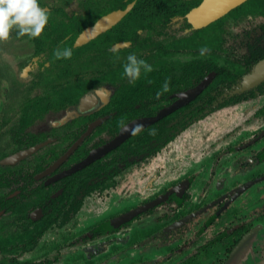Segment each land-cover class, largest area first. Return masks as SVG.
I'll use <instances>...</instances> for the list:
<instances>
[{
  "label": "flooded vegetation",
  "instance_id": "1",
  "mask_svg": "<svg viewBox=\"0 0 264 264\" xmlns=\"http://www.w3.org/2000/svg\"><path fill=\"white\" fill-rule=\"evenodd\" d=\"M133 1H135V5L125 15L127 19H123L126 24H121L119 27H114L102 33L101 35L108 34L109 38L103 40L96 49L85 48L93 40L83 45H76L77 38L84 29L75 40H71V35L59 38L58 35L62 32L65 22L55 16L54 18L49 17V23L39 37L32 38L27 34L20 36L17 35L16 31L11 33L10 39L15 40L12 43L14 44L15 53H11V55L14 57L23 56V52L28 48V45H33L34 56H37L38 59L30 62L29 57L23 56L19 61L20 64H15L18 68L14 69L11 65L10 69L0 70V264H49L45 261L40 263H18L16 260L18 258L17 255L33 252L32 249L36 248L40 242L39 239L51 228L54 219L59 215L58 213L64 211L66 207L64 202L66 200L68 202L74 192V200L79 202L83 195L87 196L93 193L98 186H104L108 183V186L112 187L117 175L122 171L121 163L123 162L126 166H130L131 156L135 159L142 158L144 160L154 156L160 157L159 153L163 149L162 143L164 144L167 137L153 138V133H150L151 138L149 137V141H151V147L149 150L144 146L143 150L129 152L127 157L120 158L121 161L109 160L107 158L108 155L117 151L121 147L120 145L85 168L68 176L56 177L87 157L94 148L114 138L122 126L129 121L156 115L160 109L178 101L180 93L195 87L211 73H215V76L200 96L153 125L159 124L162 120L172 116L165 123V126L170 128V134L168 135L177 132V136L179 131L183 130V128L186 129L198 118L199 114L198 112L196 114V109L199 112L204 111L201 113L204 116L213 112L214 108L219 110L227 106L237 105L264 94V81L252 88L254 90L252 95L248 93L249 97H244V94H241L244 91L230 93L228 96L224 94L226 91H219L221 88L211 89L212 82L219 78L218 70L211 67L230 69V67L225 66L226 64H220L211 59L212 56H222V54L219 56L215 51L220 50L228 41L226 37L228 29L226 28L227 24H224V20L230 14L242 10L245 11L246 16H264V4L255 8V5L251 6L255 0H246L211 23L195 27L187 14L205 0H171L169 2L170 9L168 10L154 8L160 17L153 20L150 19V15L145 13L132 14L137 4V0ZM100 3H96L88 12L91 16H95L97 12L102 13L95 20V23L103 15L127 7L116 9L115 5L118 0H105L104 3ZM215 5V0H206L202 6L194 9L190 16L193 18L199 14H208ZM43 7L45 8V6ZM146 9L150 10L149 8ZM45 10L53 15L54 13L64 14V10L61 7H50ZM88 13L83 15L73 13L69 15L68 12H65V14L70 16V20L73 16L82 19ZM176 16L183 17V27L180 25L182 34H178L179 36L175 32L170 33L168 30L170 26L177 22V20H174ZM139 21H143V24H139V29H144L145 31H152L153 29L152 32L154 33L157 32L159 35L170 37L171 45L173 46L168 52L160 53L162 58H159V67H153V70L148 73L142 72L140 78L135 82L132 80L127 82V76L123 74L124 64L127 59L120 61L121 68L117 71L114 68L110 69L114 65L108 64L109 61L107 60L110 59L109 54L116 50H136L138 45L152 44L154 42L150 37L152 34L145 37V39H141L138 28L131 32L129 26ZM121 29H124L123 33L120 32ZM126 29L130 35L126 32ZM115 31L117 36L114 38ZM237 35L233 41L242 45L240 50H243V52L238 59L230 61L226 57L224 62L227 60L229 64L238 63L251 66L264 58V21L254 27H246L238 32ZM120 42H125L127 45L115 48V45ZM211 46H215L213 48L214 51L209 52L210 50L206 49L204 53V55H209V57H194L185 60L177 58L181 48H191L193 51L202 52L201 49L203 47L212 48ZM69 47L74 51L71 58H57V49L63 50ZM34 58L32 57V59ZM99 58L104 60L103 63L106 67L100 71L99 75L92 76L91 79L90 77L83 78V63L87 62L90 65L96 63L97 65L96 60ZM167 59L170 60L168 61ZM48 61H50L51 66H47ZM34 65L38 66L39 71L43 68L47 72L45 76L39 78L44 90L36 96H34L35 77L33 76L34 68H32ZM196 74L198 77L195 76ZM199 74L204 75L201 76ZM100 77L103 83L98 85ZM21 80L25 81V83L29 81L26 89ZM222 88L225 89V86ZM204 94L206 96L201 99ZM233 96L235 97L233 98ZM83 99L85 100L83 101ZM231 99L239 100L223 107L220 106V104ZM156 103H159L158 110L153 111L152 105ZM82 104L87 110L76 113L75 110H79ZM51 110L62 112L61 117L47 126L43 125L41 128L36 129L35 126L39 124L38 121ZM263 110L264 103L257 108L256 116L254 117L264 119ZM181 112L184 114L177 121L171 122ZM115 122L121 125L114 127ZM108 124L111 125L107 130L108 134H106L109 139L91 144L87 149L88 141H98L99 129L106 125L108 126ZM91 125L94 126L92 127ZM89 127H92L90 133L82 139L77 147H74L88 132ZM149 127L144 128L135 135H140ZM59 129L60 131H66L58 134L55 131ZM258 136L264 137V128L251 139L244 141L239 146L241 149L234 148L235 151L239 152L245 148L249 149L250 152L254 149L252 156L245 154L231 155L230 151L232 149H228L225 146L226 149H221L217 157L220 158L219 160H223L224 154H227V157L231 158L227 163L230 162L231 166L223 168L218 166L220 164L217 161H214L209 174L205 177V182L197 184L198 182H195L196 176L187 174L159 194L142 202L141 204L147 203L169 191L166 200L157 207L170 204L168 207L171 212L170 210L166 211L164 214L156 215L151 219V223H159L161 227L138 241L137 247L141 248L139 255L142 256L145 250L149 248H152V252H154V250L159 251L166 246L169 248L168 251L163 253L160 251L161 255L158 256L156 264H172L171 261L173 259L176 260L174 261L175 263L197 259L201 254L213 250L216 245H220L221 249L215 252V256H217L218 264H226L234 247L248 233L252 232L256 227H259L257 232L259 233L261 230L259 214L251 207V202H254L255 197H259L261 199L257 203H261V208H264V190H262L264 189V145L261 149L258 148L256 144L259 140ZM249 143H253V145H248ZM39 144L42 145L36 151L16 159L23 152ZM70 149L74 150L68 155L67 153ZM77 154H80V158L73 160ZM227 157L224 158L227 159ZM103 159L106 162L102 165ZM72 160L73 162H70ZM67 161L70 163H66ZM247 172H253V174L249 178L247 177L242 185L235 186L236 180L242 179L243 176L241 174H247ZM80 175L83 176L80 177ZM257 179L258 181H255ZM72 180L77 181V183H68V181L72 182ZM83 182L91 183L87 189L82 190ZM252 182L255 183L251 188L258 185V190L255 192L251 191L253 195L248 201L250 203L249 211L245 212L247 208H239L238 205L243 196V194L239 195V191ZM196 184L198 188H195ZM175 187L179 188L173 191L172 189H175ZM229 193H231L230 197L227 196ZM154 208L156 207L151 208L147 212ZM128 210L131 209H127L122 213ZM197 210L202 212L192 220L176 229L164 230L172 222ZM147 212L141 213L139 216ZM262 213L261 217L264 219L263 209ZM111 218L106 219L96 227V230H99L96 234H100V232L115 233L132 222L124 223L117 230H112L107 223ZM166 220L168 222L163 224ZM150 222H144L141 227L144 228ZM192 224L196 227L191 226ZM90 237H92L91 234ZM251 238H254V235ZM129 247H124V253L125 250H128L126 248ZM242 248L238 252L241 256L246 254V250L248 251V257L255 251L252 243L250 246H243ZM152 252H148L145 257L142 256V259L135 263H145L144 260L150 257L148 254ZM4 254L10 256L9 260L6 261L7 263H3ZM259 255L263 256L262 261L264 263V244L261 251H259ZM235 257L232 258L231 263L236 260Z\"/></svg>",
  "mask_w": 264,
  "mask_h": 264
},
{
  "label": "rangeland",
  "instance_id": "2",
  "mask_svg": "<svg viewBox=\"0 0 264 264\" xmlns=\"http://www.w3.org/2000/svg\"><path fill=\"white\" fill-rule=\"evenodd\" d=\"M100 2L104 3L105 0H40V5L42 7L45 6V9H48L50 7H61L64 10V14L60 15L54 13L53 15L52 13H49V17L54 18L55 16L60 20L68 21L70 20L69 15L73 13L79 15L86 14L89 12L90 8L94 7L96 3ZM262 4H264V0H255L251 4V6L255 5L256 8ZM116 11L111 13H115ZM65 12H68L69 15L65 14ZM148 15H150V19L152 20L160 17V15H158L154 9L149 11ZM246 15L247 14H245V11L242 10L240 12L238 11L232 13L228 17H226V19L224 20V24H227L226 28L228 29V31H226V37L228 41L220 48V50L218 49L215 51L219 56H221L222 54V58L214 56L211 57L212 60H215L220 64H226V67H230L235 71V73H238L236 79H233L231 77L226 78L223 82H220L217 78L216 80H214V82H212V90L221 88L219 91H226L224 94L228 96L230 93L233 94L236 93V91L242 89L243 78L251 72L255 65L252 64L251 66H248L238 63L229 64L227 60L224 62V59L226 57H228L227 59L230 61L238 59L243 52V50H240L242 45H240L238 42L233 41L235 40L234 38L238 36V32L242 31L246 27H254L258 25V23L264 21L263 15ZM124 18L126 17L124 16L123 18L117 20V22L107 30L113 29L117 26L119 27L121 24H126L124 20H126L127 18ZM174 20H177V22L174 25L170 26L168 30L170 33L175 32L177 33L176 35L179 36L182 34V30L180 28L181 26L183 27V17L176 16ZM140 23L143 24V21L131 24L129 26L131 32L135 31V29L137 28L139 29ZM107 30H105L104 32H106ZM123 30L124 29H121L120 32L123 33ZM152 31L139 29L141 39H145V37L152 34L150 36L154 41L152 44L138 45L136 50H116L113 53H110V59L107 61H109L108 64L114 65L110 69L114 68L116 71L120 69V61L127 59L130 53H135L138 58L147 60L153 65V67H159V58H162L160 56V53H164L165 51L168 52V50L171 49L173 45H171L172 41L170 37H165L164 35H159L157 32L154 33ZM126 32L130 35L127 29ZM101 34L89 40L88 42L92 40L93 41L89 45L87 44L85 48L96 49V47L98 48L103 40L109 38L108 34ZM115 34H117L116 31L113 35L114 38L117 36ZM14 42V39H8L7 41L0 42V70L10 69L11 65L14 69L18 68L15 64H20L19 61L23 56H25L26 58L29 57L30 62H34L36 59H38L37 56H34L33 45H28V48L23 52V56L14 57L13 55H11V53H15L13 47L14 44H12ZM235 43L237 44L235 45ZM76 45L78 46L77 43ZM161 45H163V47H161ZM211 47L212 48L203 47L201 49L202 52H197L195 50L194 52L191 48H181L179 50L177 58L185 60L194 57H209V55H204V53L206 52V49H209V52H213V48H215V46ZM32 57L35 58L32 59ZM167 60L169 61L170 59ZM96 61L98 63L97 65L95 62L94 65H90L87 62L83 63V78L90 77L91 79L92 76L99 75L100 71H102L103 68L106 67V65H104L103 63L104 60H102L101 58ZM48 65L51 66L50 61L47 62V66ZM34 66L32 68H34V96H36L40 94L42 90H44L42 88V85L40 84L41 80H39V78L45 76L47 72H45L46 69L43 68H41V70L39 71V69L37 68L38 66ZM129 80L131 79L127 76L126 81L128 82ZM21 83L25 85L26 89V85L29 84V81L25 83V81L23 82V80H21ZM102 83L103 81H101L100 77L97 84L101 85ZM223 86H225V89L222 88ZM205 96L206 94L203 95L201 99H203ZM202 102L204 101L202 100ZM263 103L264 94L257 98L241 102L237 105L227 106L216 111L213 110V112H210L209 114L204 116L201 115V113H203L204 111L199 112V110L196 109V114L197 112L199 114L198 118L190 126L186 127V129L183 128V130L179 131L175 139H172V141L170 140L167 144L165 142L164 144L162 143L163 149L159 153L160 157L157 158L156 156H154L148 160H144L142 158L135 159L133 156H131L130 166H126L123 162L121 163L122 171H120L119 175H117L115 183L112 185V187L108 186L107 183L104 186L96 187L93 193H90L87 196L83 195L80 200L82 201L81 206L78 210L77 208L80 204V201L75 202L74 192L69 198L68 202H66L67 200L64 202L66 203L64 211L58 213L59 215L56 219H54L51 228L41 239H39L40 242L38 243L36 248L32 249L33 252L24 255H17L18 258L16 261L18 263H40L42 261H45L49 264H137L135 262L141 260L142 256L145 257L148 252H152V248H149L145 250L142 256L139 255L140 250L137 248V239H141L148 234H152L156 229H159L161 227L159 223H151L150 221L154 216H158L160 214H164L166 211H169L170 209L168 206L170 204H167V206L164 205L152 209L146 214L137 217L135 220L130 222V224H127L124 227L120 228V230L115 233L100 232V234H96V232L99 231L96 230V227H98L106 219L119 215L120 213L122 214V212L127 209L135 208L145 200L159 194L164 189L178 182L187 174H193L194 176H196L195 182H198L197 184H199V182H205V177L209 174L214 161H217L220 164L218 166L228 168V166L231 165L230 162L227 163V161L231 158L227 157V154H224V157H227V159L223 157V160H219L220 158L217 157L218 153H220L219 151H221V149L223 148L226 149V147H228V149H232L230 151L231 155L234 154L238 156L239 154H245L248 156H252V152L255 151L254 149L250 152L249 149L245 148L239 152L235 151L234 148L238 150L241 149L239 148V146L244 141L251 139V137L257 135L264 128V119L254 117L256 116L255 112L257 108L260 107ZM158 107L159 103L153 104V111L158 110ZM61 114L62 112L51 110L40 121H38L39 124L36 125L35 128L39 129L43 125L47 126L49 123H52V121L59 119V117H61ZM183 114L184 113L181 112L180 114L176 115L171 120V122L177 121ZM120 125V123L115 122V125L113 126L118 127ZM110 127L111 125L108 124V126L106 125L103 128H100L97 135L99 140L88 141L87 149L91 144L100 143L102 140L109 139L106 134H108L107 130ZM65 131L66 130L60 131L59 129L55 132L59 134ZM150 133L151 132H143L140 135L131 137L123 145H121V147H119L117 151H114L113 153L108 155L107 158L109 160H120V158L122 157H127V155H129V152L135 150L139 151L141 149L143 150L144 146L147 150H149L151 147V141H149ZM258 138L259 140L256 144L258 148L261 149L264 145V137L258 136ZM251 144L253 145V143H249L248 145ZM79 158L80 154H77L73 160H77ZM73 160L70 162H73ZM70 162L67 161L66 163ZM104 162L106 161L103 159L102 165L104 164ZM251 174H253V172H251ZM251 174H249V172H247V174H241L243 177L241 180H236L235 186L242 185L246 181L245 179H247V177L249 178ZM82 176L80 175V177ZM69 181L68 183H77V181L75 180H72V182ZM90 183L91 182H83V186L81 187L82 190L87 189ZM197 184L195 185V188H198ZM257 190L258 185H255L250 189V191L253 192ZM230 194L231 193H229L227 196L230 197ZM252 195V192H248L246 196L243 195L242 199L238 203L239 208H247L245 212H248L250 205L248 201L250 200ZM227 199L229 198L227 197ZM260 199L261 198L259 197H255L254 202H251V207L252 209H255V212L257 211V213L259 214V226H261V230L259 233H256L254 235V238H252L244 245V247H247L252 243L253 248H255L253 254L244 259V264H264L262 261L263 256L259 255V251H261L262 245L264 244V219L263 217H261L263 214L262 209L264 210V208H261V203H257ZM246 204L248 205L246 206ZM109 221L107 222L108 224ZM148 221L150 222V224H147L146 226H144V228L141 227L144 222L148 223ZM167 222L168 221L166 220L165 222H163V224ZM191 226H193L194 228L196 227L193 224ZM90 234L92 235V237H90ZM126 246L130 247L126 248L128 250H125L124 253V247ZM168 249L169 248L165 246L162 247L159 251L154 250V252L148 254V256H150L146 259L148 261L144 260L145 263L142 264H156L158 256L161 255L160 251L163 253L165 251L167 252ZM220 249L221 246L216 245L213 250L201 254L197 259H189L188 261L184 262L178 261V263H175L174 261L176 260L173 259L171 263L218 264V259H216L217 256H215V252ZM245 253H248V251L246 250ZM3 256V263H7L6 261L9 260L10 256L5 254ZM238 257H240V253L237 254V256L235 257L236 260L231 264H237Z\"/></svg>",
  "mask_w": 264,
  "mask_h": 264
},
{
  "label": "water",
  "instance_id": "3",
  "mask_svg": "<svg viewBox=\"0 0 264 264\" xmlns=\"http://www.w3.org/2000/svg\"><path fill=\"white\" fill-rule=\"evenodd\" d=\"M244 1H246V0H215L216 5L214 6V8L211 11L208 12V14H199L197 16H194L195 18L194 17L191 18V16H190L191 12L194 9L202 6L206 2V0H205L201 5L192 9L187 14V16H188L189 20L194 24L195 27H201V26H204V25L211 23L212 21L216 20L218 17L226 14L227 12H229L234 7L242 4ZM134 5H135V1L131 2L125 9H119L115 13H109V14L103 15L102 17H100L96 21V23L94 25L88 26L87 28H85L82 31V33L78 36L76 43L78 45L83 44L85 42H88L89 40H91L95 36H98L99 34L104 32L105 30H107L109 27H111L114 23H116L117 20L123 18L132 9V7ZM112 14H115L113 16L114 19L111 17L109 18V16ZM124 45H127V43L120 42V43H117L115 45V48L123 47ZM214 76H215V73H211L208 76H206L195 87H193V88H191L185 92L180 93L179 94L180 99L178 101H175L173 104L160 109L156 115L136 118V119L129 121L128 123H126L125 125L122 126L119 133L114 138H112L111 140H109V141L99 145L98 147L94 148L89 153V155L87 157H85L84 159H82L81 161L76 163L74 166H72L68 170L62 172L61 174H58L56 177L58 178V177L68 176L74 172H77V171L85 168L86 166H88L91 163H93L94 161L102 158L107 153L111 152L115 148H117L120 145H122L123 143H125L128 139H130L132 136H134L138 132L142 131L144 128H147V127L157 123L158 121L165 118L166 116L174 113L180 107H182V106L188 104L189 102H191L192 100L196 99L208 87V85L211 83ZM263 81H264V58L260 59L254 65L251 72L248 73L243 78V81H242L243 87L239 91L250 90V89L254 88L255 86L259 85ZM239 91H236V93H238ZM84 100L85 99H83V101ZM86 110H87V108L84 107V104H82L80 106V109L75 110V112L81 113V111L85 112ZM91 126L93 127L94 125H91ZM137 126H139V127H137ZM92 127H89L88 132L81 138V140L79 142H77L74 145V147H77L78 144L82 141V139H84V137L88 133H90V129H92ZM41 145L42 144L36 145L33 148L29 149L28 151L23 152L22 154H20V156H17L16 159L22 158V157L26 156L27 154H30V153L36 151L38 148L41 147ZM73 150L74 149H70V151L67 154L70 155ZM249 174H251V173H249ZM258 179L255 181H258ZM254 183L252 182V183L244 186L243 189L239 191V195L241 196L243 194L246 196V194L248 192L250 193L251 192L250 191L251 186ZM178 188L179 187H175V189H172V190L175 191V190H178ZM168 194H169V191H167L165 194H163L157 198L150 200L147 203L136 206L135 208H132L131 210H128L122 214H119V215L113 217L109 221V225H108L109 228L112 230H117L120 225H122L124 223H128L130 221H133L141 213L147 212L151 208L157 207L158 205H160L163 201L166 200V197L168 196ZM201 212H202L201 210H197L195 212H192V213L172 222L164 230L167 231V230H171V229H176V228L182 226L183 224H185L186 222L192 220L196 215L200 214ZM258 228L259 227H256L252 232L248 233L242 239V241L237 246L234 247V249L232 250L230 257L227 260L226 264L231 263L232 258H234L235 255L240 250L243 249L242 247L252 239L251 237L258 232Z\"/></svg>",
  "mask_w": 264,
  "mask_h": 264
},
{
  "label": "clouds",
  "instance_id": "4",
  "mask_svg": "<svg viewBox=\"0 0 264 264\" xmlns=\"http://www.w3.org/2000/svg\"><path fill=\"white\" fill-rule=\"evenodd\" d=\"M48 23L49 13L40 5L39 0H0V42L10 39L13 31L20 36L27 34L32 38L39 37ZM72 55L70 47L56 50L57 58H71ZM152 70L151 63L130 53L123 74L135 82L142 71L148 73Z\"/></svg>",
  "mask_w": 264,
  "mask_h": 264
},
{
  "label": "trees",
  "instance_id": "5",
  "mask_svg": "<svg viewBox=\"0 0 264 264\" xmlns=\"http://www.w3.org/2000/svg\"><path fill=\"white\" fill-rule=\"evenodd\" d=\"M117 1V0H116ZM121 1V2H120ZM133 0H118V3L115 5V8H125L127 6V4L129 2H131ZM171 0H137V4L136 7L134 8V10L132 11V14L138 15V14H148V12L154 8H158V9H164V10H168L170 9V5L169 2ZM120 2V3H119ZM146 8H149L150 10H147ZM104 14V13H103ZM102 13L101 12H97V14L95 16H91L89 13L87 15H85L82 19L80 18H76V16H73V18H71V20H68L67 22H65V26H63V30H62V34L60 33L58 35L59 38H64L67 37L69 35H71V40H75L76 37L79 35V33L85 29L86 27L93 25L95 23V20L101 16ZM211 68H215L218 70L219 73V78L218 80L221 82L225 81L226 78H233L236 79L238 73H235V71L233 69H229V68H224V67H211ZM201 76H203L204 74H199ZM196 77H198V75H195ZM195 77V78H196ZM236 81V80H235ZM261 86V85H260ZM254 89H250L248 91H244L241 94H244V97H249L248 93H250V95H252ZM208 92V91H207ZM205 95V94H204ZM237 96V95H235ZM233 96V98L235 97ZM240 96V95H239ZM203 97V95H202ZM212 97V96H211ZM232 98V99H233ZM227 100L224 103L220 104V106H226L228 104L234 103L235 101H238L239 99L236 100ZM212 100V99H211ZM219 106V107H220ZM213 110H216V108H214ZM264 113V110L262 111ZM261 113V110H260ZM259 113V114H260ZM172 117V116H171ZM171 117H167L165 120H162L159 124L153 125L151 127H149L148 129H146L145 132H151L153 133L152 137H160V136H166V140L165 143H168L170 140L174 139L176 137V133H172L170 134V128H167L165 126V123L167 121L170 120ZM81 202L77 208V210L79 209V207L81 206Z\"/></svg>",
  "mask_w": 264,
  "mask_h": 264
},
{
  "label": "crops",
  "instance_id": "6",
  "mask_svg": "<svg viewBox=\"0 0 264 264\" xmlns=\"http://www.w3.org/2000/svg\"><path fill=\"white\" fill-rule=\"evenodd\" d=\"M138 241L140 239H137ZM131 241V240H130ZM139 250H141V248L137 247ZM248 256H247V253L246 254H243L242 256L240 255V257H238V263L237 264H244V259H246ZM231 264V263H230Z\"/></svg>",
  "mask_w": 264,
  "mask_h": 264
},
{
  "label": "bare ground",
  "instance_id": "7",
  "mask_svg": "<svg viewBox=\"0 0 264 264\" xmlns=\"http://www.w3.org/2000/svg\"><path fill=\"white\" fill-rule=\"evenodd\" d=\"M114 15H115V14L110 15L109 18H110V17L113 18ZM113 19H114V18H113ZM11 158H12V157H11ZM11 158H10V159H11Z\"/></svg>",
  "mask_w": 264,
  "mask_h": 264
}]
</instances>
